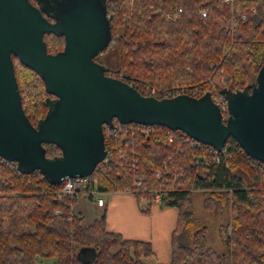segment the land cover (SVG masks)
<instances>
[{"label":"trees","instance_id":"1","mask_svg":"<svg viewBox=\"0 0 264 264\" xmlns=\"http://www.w3.org/2000/svg\"><path fill=\"white\" fill-rule=\"evenodd\" d=\"M106 6L112 37L101 52L114 44L119 62L114 73L107 66L105 73L142 94H150L143 84L157 87L153 96L160 98L250 91L264 61V0H107ZM43 39L50 53L63 48L61 34L45 32ZM99 53L94 58L101 63ZM12 60L23 109L36 124L55 96L35 71L15 55ZM161 87L167 88L162 94ZM103 133L107 155L87 187L131 188L145 212L155 202L176 206L169 260L149 263L151 242L108 230L104 211L84 225L72 210L76 198L57 197L61 183L52 184L39 170L23 173L0 157V264H45L48 257L49 264H264V162L231 136L219 160L209 161L207 144L164 125L115 121ZM43 145L48 158L60 155L56 145ZM192 188L208 191L204 205L213 213L230 210L218 228L224 252L207 244L205 225L195 224Z\"/></svg>","mask_w":264,"mask_h":264},{"label":"water","instance_id":"2","mask_svg":"<svg viewBox=\"0 0 264 264\" xmlns=\"http://www.w3.org/2000/svg\"><path fill=\"white\" fill-rule=\"evenodd\" d=\"M50 1V0H49ZM0 0V157L23 173L39 170L52 184L64 177L90 175L106 157L103 126L114 121L164 125L221 150L228 136L245 153L264 162V61L250 91L224 88L228 116L206 90L155 97L140 93L95 60L111 40L105 0ZM46 10V9H45ZM64 36L63 48L50 53L43 34ZM12 55L35 71L55 96L33 124L25 113ZM43 143L59 147L48 158Z\"/></svg>","mask_w":264,"mask_h":264},{"label":"crops","instance_id":"3","mask_svg":"<svg viewBox=\"0 0 264 264\" xmlns=\"http://www.w3.org/2000/svg\"><path fill=\"white\" fill-rule=\"evenodd\" d=\"M109 194L101 205L95 198H78L72 206L73 212L82 218L84 225L90 223L103 211L105 225L110 231L119 232L125 238L151 242L153 255L158 262L169 260L170 234L177 217L176 206L151 205L149 211H141L135 196L125 191H104ZM102 208V211L99 209Z\"/></svg>","mask_w":264,"mask_h":264},{"label":"rangeland","instance_id":"4","mask_svg":"<svg viewBox=\"0 0 264 264\" xmlns=\"http://www.w3.org/2000/svg\"><path fill=\"white\" fill-rule=\"evenodd\" d=\"M97 58L100 60L101 64L104 67L107 66L110 70H112V71H109L110 73L111 72L114 73V70L117 68L118 62H119L117 47L113 44L106 51L99 53L97 55ZM143 86H144L143 89H145L147 93H151V92L155 93L158 91L156 89L157 87L153 85L149 86L148 84H143ZM159 89H160L159 91L161 94L163 93V91L167 90L166 87H161ZM216 94L220 97H223L220 93H216ZM206 156H207L206 154H203L202 157H206ZM110 191H120V190H110ZM205 192H208V191H205L203 189L192 188L190 198H189V201H190L189 206L193 212V218L195 219V224L198 226L205 225L206 227L207 244L212 246L213 248H215L216 250L220 252H224L226 248L224 244L222 243V240L219 236L218 228L221 223L227 222L230 219L231 212L230 210H226L225 208H223L222 212L219 215H217L213 213L212 211L208 210L204 205V197L206 195ZM100 193L105 199L109 197V194L102 190H99L98 195H100ZM80 197L85 198L86 195H79L78 197H75V198L77 200ZM90 198H95V197H90ZM142 203H144V201H141V204ZM99 211H102V208H100ZM51 260L52 258L48 257L44 259L43 262L45 264H49ZM147 260L149 263L158 262V259H156L154 255L147 257Z\"/></svg>","mask_w":264,"mask_h":264},{"label":"built area","instance_id":"5","mask_svg":"<svg viewBox=\"0 0 264 264\" xmlns=\"http://www.w3.org/2000/svg\"><path fill=\"white\" fill-rule=\"evenodd\" d=\"M224 1L228 3L231 0H224ZM252 10H254V9H252ZM201 15L205 16L206 11H202ZM240 16H241V18H244L245 14L241 13ZM235 23L236 22L231 19V21H230L231 26H235ZM153 94H154V92H151L149 95H153ZM177 94H179V93H177ZM174 95H176V94H173L172 96H174ZM165 97H170V96H165ZM211 97H212V100L219 106V108L222 112V117L224 114H227V103H226L225 97L224 96L220 97L216 93L211 94ZM179 131H181V130H179ZM191 140H193V139H191ZM207 148L209 149V152H212V154H210V157H208V160L209 161H218L220 158L219 153L224 151L225 146L223 144V147L221 148V150H215L210 145H207ZM205 158H207V157H204V159ZM90 175H87V176L76 175L73 177H64L61 181V187L56 192L57 197L58 198H67V197L68 198H75V197H78L79 195H86V196H90V197H95L97 204L101 205L103 203V198L98 196L99 189L87 187V184L91 181ZM124 191L132 193L133 190L131 188H126V189H124ZM155 200H158V194L155 195Z\"/></svg>","mask_w":264,"mask_h":264},{"label":"flooded vegetation","instance_id":"6","mask_svg":"<svg viewBox=\"0 0 264 264\" xmlns=\"http://www.w3.org/2000/svg\"><path fill=\"white\" fill-rule=\"evenodd\" d=\"M32 1V0H31ZM34 1V0H33ZM32 1V2H33ZM35 5H39V3H38V0H35V3H34ZM50 4V2H49V0H41V5H44L45 7H48V6H50L49 5ZM51 7V6H50Z\"/></svg>","mask_w":264,"mask_h":264}]
</instances>
